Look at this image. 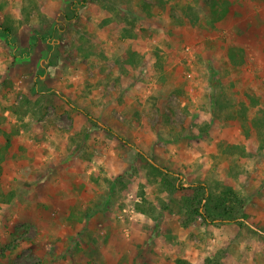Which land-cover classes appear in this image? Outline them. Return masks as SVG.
Returning <instances> with one entry per match:
<instances>
[{
	"label": "rangeland",
	"instance_id": "rangeland-1",
	"mask_svg": "<svg viewBox=\"0 0 264 264\" xmlns=\"http://www.w3.org/2000/svg\"><path fill=\"white\" fill-rule=\"evenodd\" d=\"M76 1L0 0V193L26 203L14 219L0 205V264H264V0H228L237 30L211 27L209 0H88L73 20ZM38 156L81 195L83 225L27 197ZM149 163L231 187L247 226L226 223L225 244L200 218L183 228Z\"/></svg>",
	"mask_w": 264,
	"mask_h": 264
},
{
	"label": "trees",
	"instance_id": "trees-1",
	"mask_svg": "<svg viewBox=\"0 0 264 264\" xmlns=\"http://www.w3.org/2000/svg\"><path fill=\"white\" fill-rule=\"evenodd\" d=\"M208 1V0H207ZM88 0H77L73 2L66 16L70 15L71 19H77L81 9L86 7ZM158 4V3H157ZM209 23L212 28H227L234 27L235 30L241 29V21L234 19L230 12V3L228 0H209ZM65 16V20L67 17ZM70 19V20H71ZM1 34L9 44L11 40V30L0 27ZM228 61L235 66H241L244 63L245 55L242 49L230 47L226 51ZM50 92V91H49ZM52 93V92H51ZM57 95V93H55ZM59 96V95H57ZM83 113V112H80ZM89 118V115H86ZM113 137L119 139L111 131L107 130ZM120 141H123L119 139ZM129 145V143H125ZM151 170L157 174L156 178H160L161 184L165 187L170 195L179 194V200L176 204V215L181 216L183 228H187L197 218H200L201 223L205 226H217L219 224H235L237 226L246 225L247 217L243 213L245 209L244 201L231 187L226 185L216 186L213 190L205 182L188 183L185 185L181 176L177 175L176 181L171 180L169 176L173 174L166 169H162L156 164H150ZM9 201L8 197L0 193V203ZM146 201L137 203L135 210L149 218L154 215L151 211L145 208ZM172 214V213H171ZM176 264H191L185 260H176ZM202 264H222V258L212 256L205 259Z\"/></svg>",
	"mask_w": 264,
	"mask_h": 264
},
{
	"label": "crops",
	"instance_id": "crops-1",
	"mask_svg": "<svg viewBox=\"0 0 264 264\" xmlns=\"http://www.w3.org/2000/svg\"><path fill=\"white\" fill-rule=\"evenodd\" d=\"M231 28H234V27H231ZM250 28L252 29V27H250ZM222 29H224V28H222ZM35 159H36V161H35L36 163H32L31 168H33V169L35 168L39 172H42L43 174L39 173L36 176L30 174L31 178H27L28 174L25 175V178L28 181L27 184H32L31 188L28 190L27 197H31V195L32 196L35 195V196H37V199H38L39 196L42 193L46 192L47 195L49 194V196H51L50 202L55 207L56 206H61V207H56V209L61 212L62 219H64L65 221L69 222L68 225L76 226V222L75 223L71 222V220H73L72 219V214L73 213L76 214V211H79V215H78L79 218L77 220V223L78 224L80 223L79 225H83L84 221H85V216L82 218L80 215L81 214H85L87 212V210H88V207H87V205L86 206L84 205L83 208H81V209H77L76 208L77 206L79 207V205L80 206L82 205V204H78V202H76V197L81 198V195L77 196V193H73V189L71 190V188L68 187L69 183H66L65 181L60 182L57 185H54L55 187L52 186L51 182L47 181V176L49 175V173L52 172L51 168L54 167V164L51 163V165H49L50 164V159H48L46 156H38ZM36 164H40L39 167H37ZM16 166H17V170H18L19 167H22V165L21 166L16 165ZM33 169H32V171H33ZM43 169H44V171H42ZM45 169H47V170H45ZM20 170H21V173H19L18 171L16 173L17 174L19 173L21 176L23 174H25V173L22 172V168ZM12 175H15V174L13 173ZM21 180H23V178ZM46 182H47V186L49 184L51 185V186L49 185L48 187H51V189L50 188L49 189L53 190L52 192L46 190V187H44V183H46ZM184 184L187 185L186 183H184ZM108 193H109V190H108ZM90 194H89V198H90V201H92L93 197H92V195L90 196ZM43 196L44 195L40 196V201H38V202H41V203L44 202V199L42 198ZM28 199H30V200H28L29 203L33 202V199H31V198H28ZM73 200H75L74 201L75 205L71 204L73 202ZM0 205H1V203H0ZM24 206H26V203H24L22 205V203L19 200V198L16 199L14 197V195H13V197H11L8 202L3 204V207L10 212V214H6L5 215V218L14 219L13 217H15L18 214V211H21V209H23ZM246 212H248V214H250L251 212L253 213L254 211L252 209H250V208H247ZM47 217L49 219V217H52V214L50 213V215L47 216ZM175 217H178V215L175 216ZM55 219H57V218H53L52 220H55ZM18 220H19V218H18ZM56 226H58V224H56ZM206 229L208 231L213 230V232H215V233H217V235L221 236V238H219V240H220L219 242L221 244L228 243L230 241L229 239H231L232 236H234L239 230V228L235 227L234 225L230 226V225H225V224L223 226L221 225V227H219V228L218 227H214V226H207ZM185 232H182L181 236H183V237L179 238V240H181V239H183V241L186 240V235L188 234V231L186 233ZM224 235H226V236H224ZM185 243L188 245V241L187 242L185 241ZM181 244H182V246H184L183 243H181ZM223 264H226L225 260H223Z\"/></svg>",
	"mask_w": 264,
	"mask_h": 264
},
{
	"label": "built area",
	"instance_id": "built-area-1",
	"mask_svg": "<svg viewBox=\"0 0 264 264\" xmlns=\"http://www.w3.org/2000/svg\"><path fill=\"white\" fill-rule=\"evenodd\" d=\"M134 211H131V213H133Z\"/></svg>",
	"mask_w": 264,
	"mask_h": 264
}]
</instances>
